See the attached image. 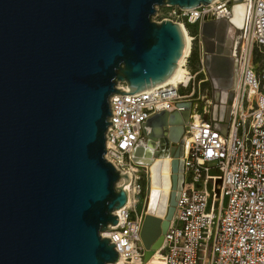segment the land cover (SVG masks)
<instances>
[{
	"label": "water",
	"instance_id": "water-1",
	"mask_svg": "<svg viewBox=\"0 0 264 264\" xmlns=\"http://www.w3.org/2000/svg\"><path fill=\"white\" fill-rule=\"evenodd\" d=\"M214 1L0 0V264L117 262L114 245L100 234L116 225L113 212L125 206L130 178L103 157L109 98L129 94L120 83L142 92L174 71L182 33L169 20L153 22L156 8ZM232 3L230 20L198 28L224 122L237 64L232 34L242 29L246 8L244 0ZM177 107L146 121V143L132 153L148 179L156 161L171 159L164 218L152 208L141 215L143 262L160 250L182 186L181 137L191 104Z\"/></svg>",
	"mask_w": 264,
	"mask_h": 264
},
{
	"label": "built area",
	"instance_id": "built-area-1",
	"mask_svg": "<svg viewBox=\"0 0 264 264\" xmlns=\"http://www.w3.org/2000/svg\"><path fill=\"white\" fill-rule=\"evenodd\" d=\"M232 2L215 0L189 10L166 6L179 21L171 22L197 29L193 36L187 32L185 81L135 93L120 83L117 88L129 94L109 98L103 157L121 175L135 166L132 153L146 143V121L161 111H180L179 103L191 104L181 137L183 181L158 251L160 264H264V0H244L233 99L226 122L219 123L224 131L215 128L211 118L195 114V95L208 80L198 28L207 21L230 20ZM138 180L134 173L125 186V206L113 212L116 225L108 226L105 237L100 234L114 245L115 264L144 263V211L136 210L143 187Z\"/></svg>",
	"mask_w": 264,
	"mask_h": 264
},
{
	"label": "bare ground",
	"instance_id": "bare-ground-1",
	"mask_svg": "<svg viewBox=\"0 0 264 264\" xmlns=\"http://www.w3.org/2000/svg\"><path fill=\"white\" fill-rule=\"evenodd\" d=\"M180 31L182 33L183 37V52L182 55L174 69V71L170 74V76L161 83L158 87L171 84L176 85L177 83H180L181 81H185L186 77V70L182 68L183 59L187 54L188 50V44H189V35L187 34L186 28L179 24ZM196 116L198 113H195ZM196 118V117H195ZM170 158H167L166 160H158L155 162V164L152 166V168L149 169V179L147 184V193L148 197L144 198L143 201V208L147 209H153L155 210L158 218L163 219L166 211L169 207V196H170V190H171V181H170ZM136 169L131 168L125 174L129 176V178L133 177ZM160 195V198L157 197V195ZM158 195V196H159ZM147 196V195H146ZM158 201V205H157ZM105 231L101 233L103 237H105ZM158 255V257H155ZM154 259V260H152ZM160 253L156 251L146 262L143 264H160ZM120 261H118V264Z\"/></svg>",
	"mask_w": 264,
	"mask_h": 264
},
{
	"label": "rangeland",
	"instance_id": "rangeland-1",
	"mask_svg": "<svg viewBox=\"0 0 264 264\" xmlns=\"http://www.w3.org/2000/svg\"><path fill=\"white\" fill-rule=\"evenodd\" d=\"M173 8V7H172ZM172 9L170 8H166V7H158L155 10L154 15L151 17V20L153 22H161L163 19L168 18L169 21H173V22H178L179 21L175 18L170 16ZM187 32L193 36L196 32L197 29L195 26H187ZM241 31V30H240ZM191 68V65H190ZM200 77H198L199 79ZM188 92V90H180V93H186ZM195 104L197 105V109H196V113H198L199 115H201L202 118H207V119H212L213 121H215L216 123H220L221 119L223 118V112L222 110H220V108L213 102V98H212V91H211V87H210V83L209 81L204 82L200 85V90L198 92V95H195ZM211 102V103H209ZM209 107V108H208ZM204 110H208V114H204ZM222 112V115H221ZM220 116V117H219ZM223 121V120H222ZM133 168L136 169V173L135 175L139 178V183L140 185L143 187V192L141 194L140 197V201L139 204L136 208L137 212H141L143 209V201L144 198L148 197V193H147V180H148V173L146 170V167H139V166H133ZM147 195V196H146ZM155 257H158V255H156ZM154 260V259H152Z\"/></svg>",
	"mask_w": 264,
	"mask_h": 264
},
{
	"label": "flooded vegetation",
	"instance_id": "flooded-vegetation-1",
	"mask_svg": "<svg viewBox=\"0 0 264 264\" xmlns=\"http://www.w3.org/2000/svg\"><path fill=\"white\" fill-rule=\"evenodd\" d=\"M232 36H233V38H232V51H233L234 57H235L237 54V51H238V46H239L240 37H241V31L234 28V32H233ZM236 68H237V64H236ZM235 73H236V69H235ZM207 81H209V80H207ZM211 91H212V98H213V102H214L215 106L217 105L220 108V110H222V112H223V104L220 102V100L215 99V97H214L215 91L212 90V88H211ZM222 112H221V115H222Z\"/></svg>",
	"mask_w": 264,
	"mask_h": 264
},
{
	"label": "trees",
	"instance_id": "trees-1",
	"mask_svg": "<svg viewBox=\"0 0 264 264\" xmlns=\"http://www.w3.org/2000/svg\"><path fill=\"white\" fill-rule=\"evenodd\" d=\"M193 56H195L194 54H193ZM194 58V57H193Z\"/></svg>",
	"mask_w": 264,
	"mask_h": 264
}]
</instances>
